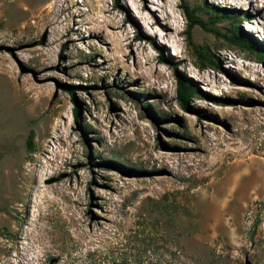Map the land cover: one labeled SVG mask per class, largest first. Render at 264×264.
Segmentation results:
<instances>
[{
    "label": "rangeland",
    "instance_id": "rangeland-1",
    "mask_svg": "<svg viewBox=\"0 0 264 264\" xmlns=\"http://www.w3.org/2000/svg\"><path fill=\"white\" fill-rule=\"evenodd\" d=\"M205 1L264 44V0H0V264H264V58Z\"/></svg>",
    "mask_w": 264,
    "mask_h": 264
},
{
    "label": "trees",
    "instance_id": "trees-1",
    "mask_svg": "<svg viewBox=\"0 0 264 264\" xmlns=\"http://www.w3.org/2000/svg\"><path fill=\"white\" fill-rule=\"evenodd\" d=\"M182 2V8L184 15L186 17V20L188 22V35L191 37V33L193 28L199 26L207 31H212V29L209 28V25L206 21L199 18L193 9H191L187 4L186 0H181ZM204 7L206 10V13L209 14L211 22L213 24L217 23L220 20H230V23L233 27L231 30L232 36L231 41L233 43H239L243 45L246 49L250 50H256V53L260 55V59L263 60L264 58V44L261 43L257 38L253 37L250 34H247L243 32V30L240 28V25L242 23L241 18H249V14L247 12H237L233 13L230 10L226 9H219L217 7L211 6L206 4V1L204 3ZM199 54L202 57H206V60L212 65L217 66L218 68L220 65L216 63L213 59V57L208 54L207 50L205 48H200ZM177 76V82H178V99L182 105V107L186 110H191V107L189 106L191 97L195 96L196 94H200L204 97H208L210 99H214L212 96L205 93L199 85L193 80L184 77L179 72L176 73ZM65 91L70 92L72 95H74V88L69 85H63L62 86ZM77 109L75 111L76 118L79 117L80 114V104L75 99ZM29 146L32 149L33 148V133L30 135L29 140Z\"/></svg>",
    "mask_w": 264,
    "mask_h": 264
}]
</instances>
